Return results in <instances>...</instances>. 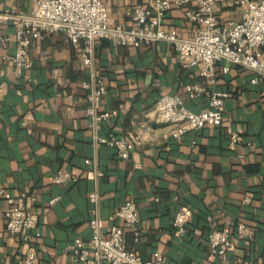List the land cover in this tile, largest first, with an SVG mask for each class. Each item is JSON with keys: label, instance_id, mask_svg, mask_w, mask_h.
<instances>
[{"label": "crops", "instance_id": "crops-1", "mask_svg": "<svg viewBox=\"0 0 264 264\" xmlns=\"http://www.w3.org/2000/svg\"><path fill=\"white\" fill-rule=\"evenodd\" d=\"M109 26L133 28L127 12L143 0H104ZM32 0H0V11L30 14ZM193 3L184 7H192ZM213 12L221 21H236L242 8L235 0H215ZM164 31L180 38L195 36L198 26L188 21L183 9L171 8L161 19ZM12 35L10 21L3 27ZM96 72L106 91L99 111L107 113L96 134H123L138 143L127 159L116 151L95 144L91 118L85 112L89 68L79 61V52L62 31L44 33L29 48L32 66L13 74L4 67L1 77L0 187L12 195L24 192L27 210L38 215L35 242L36 264H60L71 260L65 247L75 238L91 237L89 219L94 204L88 193L95 190L97 213L103 229L121 225L116 211L126 200L139 212L141 239L134 242L130 230L125 245L145 259L158 251L162 264H264V83L257 74L238 65L219 62L216 82L210 85L199 75V66L182 67L171 43L118 46L101 38L95 41ZM257 78V82L254 80ZM197 84L206 91H224L220 126L186 131L175 138L172 126L162 122L154 106L157 98L177 93L185 108L205 109V95L190 98L184 90ZM242 131V140L229 146V133ZM88 158L91 163H83ZM98 169L103 176L93 178ZM57 170H66L76 181L58 184L51 180ZM250 201L244 203L243 199ZM7 204L0 199V264H20L27 246L23 237L4 232ZM191 211L183 237L173 234L172 216L178 207ZM213 225L228 227L244 222L252 239L240 238L224 260L212 254L207 244Z\"/></svg>", "mask_w": 264, "mask_h": 264}, {"label": "built area", "instance_id": "built-area-1", "mask_svg": "<svg viewBox=\"0 0 264 264\" xmlns=\"http://www.w3.org/2000/svg\"><path fill=\"white\" fill-rule=\"evenodd\" d=\"M35 3L30 14L8 13L0 11V79L4 75L5 65L13 67V74L28 78L23 71L32 66L29 48L33 40L40 39L44 33L62 31L70 44L79 52V61L89 68V80L82 82L87 90L85 112L91 118L95 144H104L116 151L119 158L127 159L138 140L123 134L109 133L106 136L96 134L98 126L107 113L99 111L101 97L106 91L103 77L96 72L94 61L95 41L105 38L116 48L118 46L149 45L152 42H168L173 45L175 56L185 66H199V75L206 78L210 85L216 82L215 67L225 62L223 72L229 65H238L257 74L264 83V0H235L241 6L240 18L236 21H221L213 12L215 0H143V4L132 7L127 16L133 28L122 24L109 26L104 0H32ZM193 3L192 7H184ZM171 8L183 9L184 17L198 26L195 36L180 38L175 31H164L161 19ZM7 21L11 22L13 33L9 35L3 29ZM257 82V78L254 80ZM184 90L190 98L205 95L207 104L201 112L185 108L177 93H168L157 98L154 106L157 117L171 125V135L180 137L186 131L200 130L205 126H220L224 112V91L209 90L197 84H187ZM2 107L0 80V109ZM242 140V131L229 133V146ZM83 163H91L85 158ZM93 178L102 177L98 169L91 172ZM77 177L66 170H57L51 180L58 184L76 181ZM264 183V174L262 176ZM94 204L93 216L88 225L91 237L88 241L75 238L65 247L72 258L60 264H162V255L156 251L151 260L143 259L140 254L125 245V232L130 230L134 242L141 239L138 229L139 212L132 200L124 201L116 211L115 217L122 220L121 225L111 224L103 229L102 220L97 213L99 197L97 191L88 193ZM0 199L7 206L4 211V232L12 237L22 236L27 242L20 264H36L39 249L35 242L40 236L36 232L38 215L27 210L28 201L24 192L18 196L0 187ZM249 197L243 199L244 203ZM191 211L184 206L178 207L172 216L173 234L183 237ZM210 231L207 234L209 251L224 260L227 252L236 248L240 238L252 239L253 230L244 222L235 226V233L228 227L213 225L211 215L207 216Z\"/></svg>", "mask_w": 264, "mask_h": 264}]
</instances>
